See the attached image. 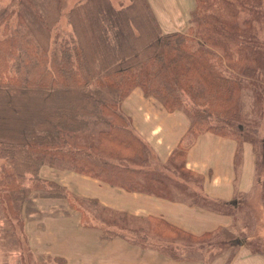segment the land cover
Instances as JSON below:
<instances>
[{"label":"trees","instance_id":"obj_1","mask_svg":"<svg viewBox=\"0 0 264 264\" xmlns=\"http://www.w3.org/2000/svg\"><path fill=\"white\" fill-rule=\"evenodd\" d=\"M215 1V8L203 0L195 4L187 32L168 33L147 0H128L118 8L109 0L72 6L68 0H11L0 6V158L6 160L0 198L17 192L24 199L31 193L27 177L38 180L45 161L55 168L60 160L111 187L172 200L174 187L163 186L166 194L160 195L159 176L144 184L134 180L137 169L128 164H145L149 156L120 106L137 88L166 113L186 114L187 130L168 158L179 173L192 175L187 153L206 133L234 141V160L240 162L246 135L234 128L241 119L240 92L249 88L257 101L264 84V41L257 35L264 33V0ZM258 21L260 27H254ZM211 117L216 122L208 123ZM91 125L100 126L95 145L72 141ZM159 165L155 160L152 169H140L148 177ZM46 182V195L70 202L66 188ZM185 191L192 206L230 213L233 201ZM54 262L64 264L62 258Z\"/></svg>","mask_w":264,"mask_h":264},{"label":"rangeland","instance_id":"obj_2","mask_svg":"<svg viewBox=\"0 0 264 264\" xmlns=\"http://www.w3.org/2000/svg\"><path fill=\"white\" fill-rule=\"evenodd\" d=\"M10 1L2 0L0 6L9 5ZM80 1L83 0H68V6ZM109 1L115 8L121 5L125 6L128 3V0ZM147 1L163 33L175 30L187 32L191 21V12L195 4L199 3V0ZM203 1L207 5L210 3L209 7L211 8L217 6L216 1ZM236 3L234 2V4ZM242 20L243 17L240 16L238 18L240 24H243ZM254 27H260V22H255ZM257 35L263 42L264 33ZM261 90L258 100L255 101L249 88L248 90L242 89L240 92L241 119L237 122L239 124L234 125L235 129L242 130L246 134L242 135L240 140L239 154L241 155L242 153L240 164L242 165L243 163V152H245V149L250 150L253 155L255 175L252 188L242 194L243 196H239L237 201L232 202L230 213L228 212L229 208L227 210L219 208L220 212L224 211L223 213L226 214L224 216H227L228 219L226 223H223L215 231H209V233H205L202 236L191 235L186 233L187 231L184 234L172 228L168 229L150 217L133 216L110 209L104 210L92 200L79 196V192H82V181L87 180V176L75 172L71 165L64 161L58 160V165L54 166L55 168L48 166V161H45L44 165L39 169L38 180L30 176L27 177L25 184L30 187L31 193L26 195L24 199H20L21 194L17 192L13 193L14 197L0 198V264H55L51 260H45L44 263L41 262L28 250L29 248L27 249L22 228L24 221L22 216L23 207L34 211L38 208L48 209L54 206H63L64 208L78 211L85 224H91V220L94 218L105 225H100V228L104 231V236L108 237L110 232L114 236L118 233L120 234L121 231L122 235H127L129 245L142 251L147 249L150 252H154L156 254L155 257L161 263L167 260L169 264H255L254 261H251L254 256L264 261V84H262ZM120 106L124 116L130 119L129 127L133 130V133L147 145L148 148L146 149H149V156L145 164L141 161H135L133 164L128 163L131 167L137 169L136 174L133 175L134 180H141L146 184L149 181V177L159 176L158 188L160 190L158 189V192L160 195L166 194L163 191V186H166V189L174 187L175 193L172 198L177 200L184 198V201H186V197L190 194L185 190L190 191L184 187L183 182H186L189 186L195 182L198 187H201V179L199 177L196 178L197 176L193 173H191L192 175L179 173L176 170L177 162L175 165L171 164L170 159L166 162H160L155 154V150L159 152L165 151L171 140L170 137H164V134H159L161 133L160 130L158 134L156 133L157 135L151 134L159 126L163 127L165 120L170 118L167 115L168 113L164 111L157 100L145 97L139 88L123 99ZM176 113L178 117L181 118L182 116L187 124L189 123L185 113L183 115L180 111ZM215 120L216 117H211L207 122L213 123L216 122ZM99 127L91 125L92 130H84L85 133H77L70 138L75 142L95 145L97 143L96 130ZM93 131L94 133H92ZM159 136L164 142L161 145L159 144L160 147L158 148L157 139ZM239 154L238 156H240ZM155 160L159 161L160 165H165L166 170L159 165L156 168L157 173H146L149 175L146 177L140 168H143L144 171L149 170V168L152 169L149 166ZM5 161L4 158H0V167L5 164ZM236 161L235 164L238 166L239 159ZM46 181L57 182L66 188L70 202L64 198L51 197L50 194L46 195L45 192L49 190ZM117 188L125 190L121 187ZM55 190L52 189L53 192ZM138 254H135L134 258L140 261L139 257L141 255L139 254L137 258ZM131 255L132 253H129V257ZM154 264H156V261Z\"/></svg>","mask_w":264,"mask_h":264},{"label":"crops","instance_id":"obj_3","mask_svg":"<svg viewBox=\"0 0 264 264\" xmlns=\"http://www.w3.org/2000/svg\"><path fill=\"white\" fill-rule=\"evenodd\" d=\"M176 114L168 113L171 119H166L162 128L159 126L151 132L152 135H157L160 130L159 134L171 138L165 151L155 150L160 162L168 160L187 130L188 124L182 116L180 118ZM157 142L159 148L164 140L159 136ZM235 150L236 143L232 140L210 133L199 136L187 153L186 168L202 182L201 187L195 182L190 186L183 182L189 193L231 202L250 190L255 175L253 155L250 150L245 149L243 163L241 165L239 162L237 166L234 160ZM79 196L92 200L104 210L163 218L193 235L215 231L228 219L227 216L192 206L189 198L186 201L184 198L168 200L145 192H127L89 177L82 181V192H79ZM22 212L26 247L43 263L45 260L54 262L55 258H62L64 264H154L155 261L156 264H169L165 259L166 262L161 263L154 252L147 249L142 251L129 245L127 235H122L121 231L119 235L113 236L110 232L108 237L104 236V231L100 228L104 224L94 218L91 224H85L76 210L54 206L31 211L23 207ZM129 253H132L131 257ZM135 254H138L140 261L135 260ZM251 261L264 264L263 259L257 256Z\"/></svg>","mask_w":264,"mask_h":264}]
</instances>
